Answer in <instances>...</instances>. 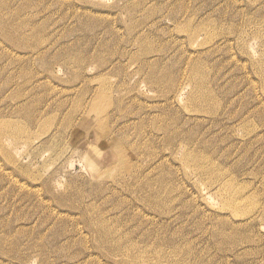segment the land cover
Segmentation results:
<instances>
[{
  "label": "rangeland",
  "instance_id": "rangeland-1",
  "mask_svg": "<svg viewBox=\"0 0 264 264\" xmlns=\"http://www.w3.org/2000/svg\"><path fill=\"white\" fill-rule=\"evenodd\" d=\"M0 126V264H264V0H0Z\"/></svg>",
  "mask_w": 264,
  "mask_h": 264
},
{
  "label": "bare ground",
  "instance_id": "bare-ground-1",
  "mask_svg": "<svg viewBox=\"0 0 264 264\" xmlns=\"http://www.w3.org/2000/svg\"><path fill=\"white\" fill-rule=\"evenodd\" d=\"M263 67V66H262ZM1 125H3V124H1ZM6 128H8L9 126H10V123H6V125H4ZM4 126H0L1 128H5ZM5 128V129H6ZM15 129V128H14ZM93 226V225H92ZM94 230V232H95V235L100 239V240H102V241H105L108 237H107V234H106V232H104V228H102V229H96V228H93ZM117 244V243H116ZM140 256L141 257H146L147 256V254L146 253H144V252H141L140 253Z\"/></svg>",
  "mask_w": 264,
  "mask_h": 264
},
{
  "label": "clouds",
  "instance_id": "clouds-1",
  "mask_svg": "<svg viewBox=\"0 0 264 264\" xmlns=\"http://www.w3.org/2000/svg\"><path fill=\"white\" fill-rule=\"evenodd\" d=\"M102 156H103V152L101 151L100 156L98 158H102Z\"/></svg>",
  "mask_w": 264,
  "mask_h": 264
}]
</instances>
